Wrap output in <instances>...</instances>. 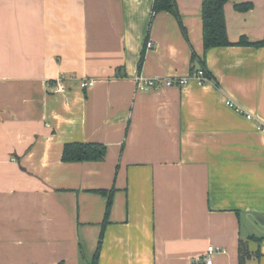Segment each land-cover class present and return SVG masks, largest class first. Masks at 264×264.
<instances>
[{"label": "crops", "instance_id": "0c3cea01", "mask_svg": "<svg viewBox=\"0 0 264 264\" xmlns=\"http://www.w3.org/2000/svg\"><path fill=\"white\" fill-rule=\"evenodd\" d=\"M201 1L175 0L180 25L153 0H0V264H89L97 191V264L264 263V47L202 60ZM224 16L231 44L264 39V0ZM201 61L202 86L136 88ZM69 143L105 159L63 163Z\"/></svg>", "mask_w": 264, "mask_h": 264}, {"label": "trees", "instance_id": "16d2710c", "mask_svg": "<svg viewBox=\"0 0 264 264\" xmlns=\"http://www.w3.org/2000/svg\"><path fill=\"white\" fill-rule=\"evenodd\" d=\"M234 0H202L201 1V20H202V46L203 55L202 60L206 52L212 48L218 47H228V46H247L252 45L255 47H264V39L257 43H250L246 38H240L236 44H231L226 36V23L224 16V7L226 3ZM252 3L250 1L235 3L234 8L237 11L245 12L252 8ZM152 12H168L172 14L178 23L181 25L180 17L177 10V5L175 0H153ZM197 59L195 54H192L191 60ZM143 61V55L140 57L138 63V69H140ZM202 67L200 69L204 70L203 61H201ZM194 70V69H192ZM207 76V74H206ZM106 147L101 144H82V143H69L65 144L62 149L61 161L63 163H84V162H101L105 159ZM97 193L107 196L106 210L104 214V220L100 226V233L98 236L96 249L92 255L89 264H97L98 254L101 246V239L103 236V231L105 225L108 223V217L112 205L111 192L97 191ZM263 238L249 237L259 244ZM250 254L246 246L242 241L239 242L238 246V259L240 263H243Z\"/></svg>", "mask_w": 264, "mask_h": 264}, {"label": "built area", "instance_id": "2783aa9c", "mask_svg": "<svg viewBox=\"0 0 264 264\" xmlns=\"http://www.w3.org/2000/svg\"><path fill=\"white\" fill-rule=\"evenodd\" d=\"M146 47L147 48H151L152 44L150 42L146 43ZM136 82V88L140 91H147L150 89H157V88H161V87H183L188 85L189 83L193 82L195 84H197L198 86H202L207 82V76H206V72L202 69H197V70H191L189 72V74L186 77H176V78H169V79H142V78H136L135 79ZM93 84L92 81H88V82H82L81 83V88L82 89H86L88 87H91ZM59 89H61V85H58ZM226 106L230 109H233L235 111L241 112V109H238L234 106L233 103H231L230 101H226ZM246 119L250 120L252 119L251 116L246 115ZM219 253H223L222 249L219 248H214L212 246L207 248V252H206V257L204 259L205 264H212V256L214 254H219ZM199 260L196 259V263H198Z\"/></svg>", "mask_w": 264, "mask_h": 264}, {"label": "water", "instance_id": "95a60500", "mask_svg": "<svg viewBox=\"0 0 264 264\" xmlns=\"http://www.w3.org/2000/svg\"><path fill=\"white\" fill-rule=\"evenodd\" d=\"M248 220L256 227L258 231L264 233V226H261L259 223H256L252 216H248Z\"/></svg>", "mask_w": 264, "mask_h": 264}, {"label": "rangeland", "instance_id": "374dc122", "mask_svg": "<svg viewBox=\"0 0 264 264\" xmlns=\"http://www.w3.org/2000/svg\"><path fill=\"white\" fill-rule=\"evenodd\" d=\"M241 235L244 237V235H245V232L243 231V230H241ZM261 242H264V238L262 239V241ZM256 244V243H255ZM258 244H256V246H257ZM256 248V247H255ZM258 249H255V251H256V254H259L260 255V253H263V249H262V247L257 251ZM259 258H260V256H259ZM262 259L263 258H261V260H260V263L259 264H264L263 263V261H262ZM248 260V259H247ZM246 260V261H247ZM248 261H250V258H249V260Z\"/></svg>", "mask_w": 264, "mask_h": 264}]
</instances>
